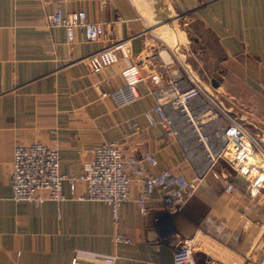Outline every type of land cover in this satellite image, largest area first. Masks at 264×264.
Instances as JSON below:
<instances>
[{
  "label": "crops",
  "instance_id": "obj_1",
  "mask_svg": "<svg viewBox=\"0 0 264 264\" xmlns=\"http://www.w3.org/2000/svg\"><path fill=\"white\" fill-rule=\"evenodd\" d=\"M56 4L64 11L84 9L88 20L104 23V31L89 40L75 27L69 42L62 26L45 23ZM162 10L197 22L204 39L213 38L225 75L247 90L243 105L250 117L244 120L259 130L264 148V0H0V264H171L178 238L198 231L205 232L201 247L212 255L239 256L264 245V181L250 194L246 178L223 158L214 176L143 114L155 103L156 89L187 69L161 47L151 27L150 19ZM117 38H128V55L91 71L84 56ZM132 62L141 75L137 97L117 104L111 95L101 96V90L122 84L120 69ZM224 113L217 107L214 121H224ZM111 139L125 152L152 153L156 164L144 161L150 170L200 174L197 188L172 211L154 189L146 199L154 208L141 214L135 183L117 219L107 201L84 197L82 180L71 188L63 179L65 198L59 201L11 197L15 144L39 140L55 146L59 170L78 175L83 154ZM228 180L234 187L225 191ZM116 232L130 240H115Z\"/></svg>",
  "mask_w": 264,
  "mask_h": 264
},
{
  "label": "built area",
  "instance_id": "obj_2",
  "mask_svg": "<svg viewBox=\"0 0 264 264\" xmlns=\"http://www.w3.org/2000/svg\"><path fill=\"white\" fill-rule=\"evenodd\" d=\"M45 23L59 25L65 29L66 39L74 37V28L82 29L85 38L95 39L104 31V23L88 20L84 9L64 11L59 4L45 14ZM128 38H117L84 56L91 71L128 55ZM122 84L109 91L101 90L100 95H111L117 104H124L137 97V82L141 78L135 62L120 69ZM155 103L143 114L150 125H158L164 135L181 145L185 157L200 159L211 174L217 160H227L234 170L240 172L247 181L250 194L259 191L264 181V148L261 138L253 133L247 122L227 117L221 123L214 121L218 100L211 90L196 81L194 74L186 69L184 74L171 75L156 89ZM133 130H140L133 122ZM142 138V135L139 136ZM144 161L155 165L156 157L150 152H125L116 139L104 140L86 151L81 157L80 172L73 175L59 170V152L55 146L43 141L18 143L13 146L9 178L11 197L27 200L34 204L43 200H62L63 179L85 184V198L99 199L110 204L111 214L118 218L121 203L131 198L132 185L138 184L134 197L141 214L149 213L154 206L146 201L154 189L162 191L161 202L167 210H178L193 194L201 178L200 174H185L171 167L156 171L148 169ZM202 170V169H200ZM234 187L232 180L224 186L225 191ZM205 232L181 236L174 244L171 264H264V245L253 246L244 254L212 255L201 246ZM115 240L129 241L122 233L114 234ZM199 252L196 255V252ZM113 261L112 256L105 257ZM71 264H74V260Z\"/></svg>",
  "mask_w": 264,
  "mask_h": 264
},
{
  "label": "rangeland",
  "instance_id": "obj_3",
  "mask_svg": "<svg viewBox=\"0 0 264 264\" xmlns=\"http://www.w3.org/2000/svg\"><path fill=\"white\" fill-rule=\"evenodd\" d=\"M179 17L162 10L150 19L151 27H155L154 30L157 32L158 41L162 42L161 47H166L174 60L180 59L194 74L196 81L206 88L211 89L220 85L218 89L213 88L217 93L215 96L218 99V108L227 112L231 118L245 121L244 119L250 115L243 105V102H249L246 99L247 90L243 84L234 82L225 75V66L220 61L222 53L216 47L213 38L204 39L202 36L204 30L197 28L200 26L197 22ZM214 81L218 84L214 85ZM226 117L225 114V119ZM247 124L253 133L260 134L253 123L247 122Z\"/></svg>",
  "mask_w": 264,
  "mask_h": 264
},
{
  "label": "water",
  "instance_id": "obj_4",
  "mask_svg": "<svg viewBox=\"0 0 264 264\" xmlns=\"http://www.w3.org/2000/svg\"><path fill=\"white\" fill-rule=\"evenodd\" d=\"M165 18V17H164Z\"/></svg>",
  "mask_w": 264,
  "mask_h": 264
}]
</instances>
